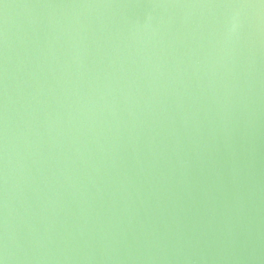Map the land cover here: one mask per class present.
Listing matches in <instances>:
<instances>
[{
	"label": "water",
	"instance_id": "water-1",
	"mask_svg": "<svg viewBox=\"0 0 264 264\" xmlns=\"http://www.w3.org/2000/svg\"><path fill=\"white\" fill-rule=\"evenodd\" d=\"M0 264H264V0H0Z\"/></svg>",
	"mask_w": 264,
	"mask_h": 264
}]
</instances>
